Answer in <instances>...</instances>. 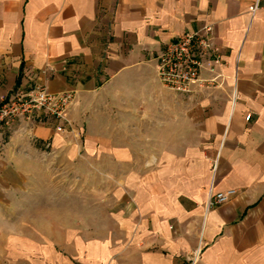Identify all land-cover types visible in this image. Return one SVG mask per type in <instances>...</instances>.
Wrapping results in <instances>:
<instances>
[{"label":"crops","instance_id":"obj_1","mask_svg":"<svg viewBox=\"0 0 264 264\" xmlns=\"http://www.w3.org/2000/svg\"><path fill=\"white\" fill-rule=\"evenodd\" d=\"M254 2L0 0V101L34 83L73 90L68 118L84 132L80 146L48 123L0 124L9 132L0 163L30 180L21 164L46 160L49 141L115 178L128 165L129 219L109 221L96 264H264V0L252 13ZM203 26L220 60L175 93L159 82L156 55ZM230 188V199L208 205Z\"/></svg>","mask_w":264,"mask_h":264},{"label":"rangeland","instance_id":"obj_2","mask_svg":"<svg viewBox=\"0 0 264 264\" xmlns=\"http://www.w3.org/2000/svg\"><path fill=\"white\" fill-rule=\"evenodd\" d=\"M8 133H0V147ZM83 133L72 134L80 146ZM79 148L80 154L85 152ZM44 149L49 153L46 160L21 164L30 174L25 182L15 177L12 165L0 163V264H60L65 258L73 264H96L103 253L104 231L112 236L109 221L129 219L128 165L116 168L115 178L111 166L102 174L95 161L70 157L66 148L61 153L59 147L46 149L44 143ZM30 188L37 189V195H23L22 190ZM70 188L72 195L65 192ZM23 199L29 200L27 210ZM70 219L72 227L67 226ZM68 233L73 240L65 243ZM80 255L88 259L82 261Z\"/></svg>","mask_w":264,"mask_h":264},{"label":"built area","instance_id":"obj_3","mask_svg":"<svg viewBox=\"0 0 264 264\" xmlns=\"http://www.w3.org/2000/svg\"><path fill=\"white\" fill-rule=\"evenodd\" d=\"M259 0L249 7L253 13ZM212 58L220 60L219 47L215 44L210 26L193 31H184L176 39L168 42L156 55V75L159 82L175 93H189L192 86L200 80L204 62ZM75 102L73 90L53 92L44 85L34 83L21 85L0 101V124L7 127L23 122L25 127L36 123H48L56 132L73 134L77 131L68 112ZM250 114H246L249 118ZM45 148L52 149L51 142ZM235 190L212 192L208 205H217L230 199Z\"/></svg>","mask_w":264,"mask_h":264}]
</instances>
